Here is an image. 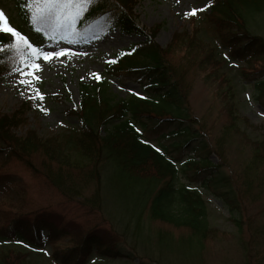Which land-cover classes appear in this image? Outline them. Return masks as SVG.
I'll return each instance as SVG.
<instances>
[{
  "label": "trees",
  "instance_id": "trees-1",
  "mask_svg": "<svg viewBox=\"0 0 264 264\" xmlns=\"http://www.w3.org/2000/svg\"><path fill=\"white\" fill-rule=\"evenodd\" d=\"M7 1L12 2L11 11L0 10L8 25L37 48L61 37L86 41L113 28L142 38L108 63V74L133 79L142 89L141 96L113 99L106 94L105 78L93 87L81 84L79 104L68 112L78 124L43 136L35 131L20 137L12 134L11 128L24 121L19 117L23 112L0 116V157L19 158L63 197L84 201L109 218L107 229L96 228L77 244L54 249L50 261L86 264L96 255L105 260H139L138 264H200L214 231L203 190L215 184L213 193L237 227L244 264H261L264 218L245 212L249 202L264 205V140L241 130L247 119L238 116L232 79L222 70L229 61L237 63L264 105V0H213L203 22L210 40L196 30L191 36L175 35L173 45L183 50L184 65L168 58L171 47L162 49L155 42V29L147 32L135 21L133 9L140 0H93L78 20L76 34L54 31L33 20L41 0ZM9 36L0 31V75L31 56L30 49L16 46ZM191 65L205 79L220 80L231 93L221 96L228 121L215 135L190 107L185 78ZM234 144L243 154L231 174L224 167L228 147ZM34 155L42 159L39 168L30 160ZM14 182L9 174H0V183L13 186ZM68 235L41 217L19 215L0 223V245L21 242L41 251L48 245L56 247L59 238ZM45 262L36 261L29 250L0 248V264Z\"/></svg>",
  "mask_w": 264,
  "mask_h": 264
},
{
  "label": "rangeland",
  "instance_id": "rangeland-1",
  "mask_svg": "<svg viewBox=\"0 0 264 264\" xmlns=\"http://www.w3.org/2000/svg\"><path fill=\"white\" fill-rule=\"evenodd\" d=\"M213 0H140L133 9L135 21L147 32L155 29V42L162 49H169L168 58L175 65H184L183 50L174 46L175 35H193L197 31L202 38L210 40L204 19L209 13V6ZM42 0L40 1V3ZM93 0H80L75 8L69 9L68 13L74 17L72 27L66 29L67 34H76L75 28L78 20L83 18ZM12 2L0 0V8L11 11ZM202 9L196 15H185L191 8ZM39 10V9H38ZM38 10L35 15L38 14ZM78 13V15H77ZM51 19V18H50ZM41 22L42 25L53 29L56 23L54 19ZM50 21V22H49ZM56 31H64L57 29ZM71 31V32H70ZM209 33V32H208ZM142 40L141 37L122 33L118 28L108 29L101 37H95L86 41L70 38H56L40 48L49 49L58 44V51L66 54L51 61L33 59L32 55L19 61L15 69L0 75V116H12L18 111L24 120L19 125L11 128L13 135L27 136L28 131H35L39 136L57 133L62 126H74L78 124L76 116L69 114L79 104L80 85L94 86L102 78L106 79V94L113 99H123L131 96H141L142 89L131 78L112 76L108 74V63L114 59V55L132 42ZM55 41V44H54ZM223 50V49H222ZM41 63V68L35 70V75L40 80H34L33 76H21L17 69H25V65ZM257 65V64H256ZM244 66V65H243ZM243 66L241 68H243ZM32 71L31 69H27ZM223 73H228L232 79V93L220 80L205 79L201 71L191 65L185 83L188 87V101L197 118L206 123L213 135L225 124L227 115L224 111L225 103L221 96L226 92L234 96L238 104V116L247 119L242 121L241 130L250 137L264 140V105L256 99V91L252 82L247 80L241 73L237 63L229 61ZM99 76V78H96ZM33 81L31 86L21 84L20 80ZM38 90V92H37ZM38 94L43 99L38 98ZM37 97V98H30ZM43 109H47L45 112ZM156 143L157 136L152 137ZM1 145V143H0ZM241 149V148H240ZM245 151V149H243ZM239 151V152H238ZM243 151V152H244ZM226 172L236 171L239 164L240 152L236 144L228 147ZM212 162H216L213 154L209 155ZM33 167H40L42 159L34 155L30 159ZM0 174L12 176L15 180L13 186L0 183V223L10 218L22 215L30 219H48L58 227L60 231L70 234L62 236L56 242V247L46 246L41 251L30 250L21 242H7L0 248L10 247L20 250H29L38 262L46 261L45 264H54L50 261L51 252L62 246L76 244L87 232L96 228L107 229L108 217L96 209L86 205L84 201L68 200L59 191L47 185L38 173L17 157H0ZM232 174V173H231ZM232 178V176H231ZM15 183L18 185L15 186ZM210 190H203V198L208 207V220L213 233L207 240L201 253L200 264H244L245 257L242 253L237 236V227L231 221L226 206L219 196L213 192L217 189L215 184ZM222 188V187H221ZM224 189V188H223ZM246 214H253L264 218V205L260 202H249ZM96 210V211H95ZM160 225L162 224H154ZM165 227H168L164 225ZM174 235L179 236V231L173 229ZM73 241V242H72ZM60 247V248H59ZM263 257V256H261ZM264 258V257H263ZM251 262V258L249 259ZM139 260L127 262L125 259H101L93 256L86 264H138ZM252 264V263H250ZM261 264H264V259Z\"/></svg>",
  "mask_w": 264,
  "mask_h": 264
},
{
  "label": "snow or ice",
  "instance_id": "snow-or-ice-1",
  "mask_svg": "<svg viewBox=\"0 0 264 264\" xmlns=\"http://www.w3.org/2000/svg\"><path fill=\"white\" fill-rule=\"evenodd\" d=\"M80 0H42V2L39 4V10L37 15H33V20H42L46 21L48 19H54L56 23L52 26L53 30L57 29H70L72 27V23L74 20V17L71 14L65 15V13H68L69 9L75 8L77 3H79ZM84 2H87V0H84ZM202 9L193 7L188 12L185 13V15H196L199 11ZM78 15V13H77ZM0 18H4V13L2 10H0ZM0 31L10 34L9 39H14L16 46H24L26 49L31 50V55L33 59H42V61H51L53 58H59L60 56H63L66 54L65 51H58L56 50L59 45L54 44L55 46L49 49L45 48H37L34 47L32 43H30L27 36L22 35L20 31H17L16 28L11 27L7 23V19L4 18V24L3 27L0 28ZM54 39V38H53ZM63 39V37H61ZM110 63H114L115 60L109 61ZM41 68V63H33L25 65V69H17V71L20 73L21 76H33L34 80L39 81L40 76L35 75V70H38ZM27 69H31L32 71H28ZM96 78H99L97 76ZM21 84L28 85L29 87L33 83V81L28 79H22L20 80ZM38 92V90H37ZM30 98H37V97H30ZM39 99H43L42 95L38 94ZM45 112L47 109H43ZM140 130L137 129V132Z\"/></svg>",
  "mask_w": 264,
  "mask_h": 264
}]
</instances>
